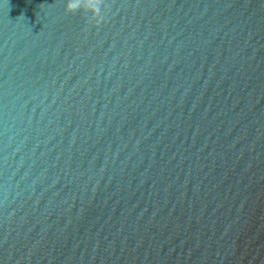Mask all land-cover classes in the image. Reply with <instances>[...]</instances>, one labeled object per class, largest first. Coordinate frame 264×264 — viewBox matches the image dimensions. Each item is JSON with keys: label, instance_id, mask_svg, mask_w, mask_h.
Listing matches in <instances>:
<instances>
[{"label": "water", "instance_id": "95a60500", "mask_svg": "<svg viewBox=\"0 0 264 264\" xmlns=\"http://www.w3.org/2000/svg\"><path fill=\"white\" fill-rule=\"evenodd\" d=\"M67 2L0 0V264H264V0Z\"/></svg>", "mask_w": 264, "mask_h": 264}, {"label": "clouds", "instance_id": "9594fccd", "mask_svg": "<svg viewBox=\"0 0 264 264\" xmlns=\"http://www.w3.org/2000/svg\"><path fill=\"white\" fill-rule=\"evenodd\" d=\"M78 7H79V4L77 2H75V0H68V2H67V9L69 11L76 10ZM95 10H96L97 14L100 11V9H99L98 6L96 7Z\"/></svg>", "mask_w": 264, "mask_h": 264}]
</instances>
